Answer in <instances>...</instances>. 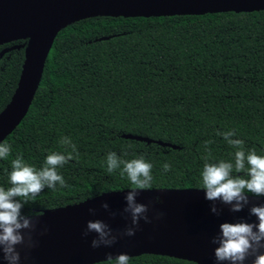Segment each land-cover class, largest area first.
<instances>
[{
  "label": "trees",
  "instance_id": "obj_1",
  "mask_svg": "<svg viewBox=\"0 0 264 264\" xmlns=\"http://www.w3.org/2000/svg\"><path fill=\"white\" fill-rule=\"evenodd\" d=\"M24 43L3 45L19 47L0 58V111L16 88ZM233 130L232 139L242 140L245 152L264 156V10L85 18L57 33L28 112L1 142L11 152L0 158V187H9L11 161L18 155L39 169L49 153L65 152L60 140L69 137L78 157L57 170L68 186L45 188L22 209L25 215L134 188L121 175L123 165L107 172L109 152L151 163L150 189L200 188L209 149L208 162L234 163L237 149L219 134ZM165 163L171 166L167 172ZM185 262L154 254L129 260Z\"/></svg>",
  "mask_w": 264,
  "mask_h": 264
},
{
  "label": "water",
  "instance_id": "obj_2",
  "mask_svg": "<svg viewBox=\"0 0 264 264\" xmlns=\"http://www.w3.org/2000/svg\"><path fill=\"white\" fill-rule=\"evenodd\" d=\"M264 10V0H0V45L16 40H26L24 60L16 88L5 107L0 111V143L21 122L28 112L39 87L44 65L57 33L76 21L95 16L150 17L173 15H203L220 12H252ZM12 45L0 50V58L7 51L18 48ZM122 137L156 143L160 146H177L145 136L122 134ZM131 189L103 192L84 201L46 209L32 216L37 221L32 232L36 246L25 249L17 246L21 253L20 264H93L114 259L121 252L129 257L141 254L163 255L186 260L191 264H217L213 256L215 245L212 236L219 231L221 222L243 219L255 222L248 215L247 207L239 213H231L227 206L220 216L212 214L209 202L200 188L146 189L139 194L176 198L191 206L189 215L165 210L149 209L152 218L162 212L160 219L152 223L139 222L134 236H124L111 247H91L95 233L83 236L86 221L100 219L115 231H123L130 225V217L121 215L123 207L108 202L109 208L117 212L111 217L100 207L107 194H126ZM251 204H264V197L249 196ZM92 207L95 215L88 212ZM46 228L47 231H43ZM26 231V230H25ZM249 257L245 264H251ZM0 264L6 262L0 258ZM226 264V262H224Z\"/></svg>",
  "mask_w": 264,
  "mask_h": 264
},
{
  "label": "clouds",
  "instance_id": "obj_3",
  "mask_svg": "<svg viewBox=\"0 0 264 264\" xmlns=\"http://www.w3.org/2000/svg\"><path fill=\"white\" fill-rule=\"evenodd\" d=\"M224 140L237 149L234 153V163L219 160L208 162L211 150L205 156V163L200 172V189L204 192V199L209 202L212 214L220 216L223 209L218 205L227 206L231 213L242 212L246 207L248 215L256 218L255 222L243 219L218 225V233L211 237L210 243L215 245L213 256L217 264H245L252 257L251 264H264V204H251L249 196L264 197V156L257 155L255 150L245 152L243 141L232 139L235 131L219 133ZM211 141L205 142V147ZM60 144L65 146V152H51L39 169L25 162L22 156L11 161V171L8 173L9 187H0V258L6 264H20L21 253L17 246L31 249L36 246L32 232L36 223L32 216L25 215L22 209L30 201L47 189L55 190L57 186L67 187L65 179L57 171L70 159L78 157L76 145L69 137H62ZM71 149V151H68ZM11 147L7 143H0V158L7 159ZM107 172L113 173L120 169L121 175H126L134 188L124 195L125 206L120 213L130 217V225L123 231H115L103 220H87L83 236L95 233L91 240L92 248L101 246L111 247L124 236H134L139 229V222L152 223L153 219H160L162 212H156L150 218L147 213L149 206L137 202L138 191L150 189L152 186V167L141 156L132 160H121L115 152H109L106 157ZM170 165L165 163L163 170L169 171ZM243 173V175H238ZM155 202H161L160 197H154ZM100 207L109 216L114 217L117 212L110 210L107 201H102ZM88 212L95 215L96 209L90 207ZM26 230V231H25ZM47 229L44 228L43 232ZM108 259H113L108 255ZM130 257L126 253H119L114 258V264H129Z\"/></svg>",
  "mask_w": 264,
  "mask_h": 264
},
{
  "label": "bare ground",
  "instance_id": "obj_4",
  "mask_svg": "<svg viewBox=\"0 0 264 264\" xmlns=\"http://www.w3.org/2000/svg\"><path fill=\"white\" fill-rule=\"evenodd\" d=\"M125 195V194H124ZM124 195L123 194H107L104 198L107 202L111 203L112 205H115L117 207H123L125 206L124 201ZM154 197H156L153 194L146 195V194H138L137 196V202L144 203L149 206V209H158V210H165L172 213H182L189 215L191 212V206L179 199L176 198H163L160 197L161 202H155Z\"/></svg>",
  "mask_w": 264,
  "mask_h": 264
},
{
  "label": "flooded vegetation",
  "instance_id": "obj_5",
  "mask_svg": "<svg viewBox=\"0 0 264 264\" xmlns=\"http://www.w3.org/2000/svg\"><path fill=\"white\" fill-rule=\"evenodd\" d=\"M17 41V40H16ZM12 42H14V41H12ZM9 43H11V42H9ZM25 43H26V40H25ZM24 43V44H25ZM5 44H8V43H5ZM5 44H3V45H5ZM3 45H0V46H3ZM12 45H16V44H12ZM12 45H10V46H12ZM10 46H3L1 49H3V48H7V47H10ZM163 256V255H162ZM169 257V256H168ZM171 258H174V257H171ZM176 259V258H175ZM178 259V258H177ZM179 260H181V259H179ZM112 262V261H114V259H111V260H103V261H99V262H96V263H100V262ZM184 261H186V260H184ZM96 263H93V264H96ZM180 264H191V262H189V261H186L185 263H180Z\"/></svg>",
  "mask_w": 264,
  "mask_h": 264
}]
</instances>
